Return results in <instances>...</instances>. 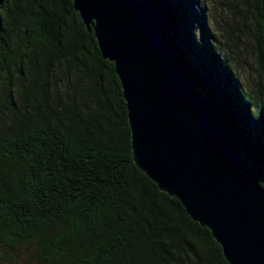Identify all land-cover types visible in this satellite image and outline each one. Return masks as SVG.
<instances>
[{"label":"trees","instance_id":"16d2710c","mask_svg":"<svg viewBox=\"0 0 264 264\" xmlns=\"http://www.w3.org/2000/svg\"><path fill=\"white\" fill-rule=\"evenodd\" d=\"M148 1L170 25L178 66L262 182L264 0L251 2L254 91L217 49L201 0ZM233 11L247 24L243 7ZM0 241L35 243L40 264H229L211 231L135 165L114 64L72 0L0 6Z\"/></svg>","mask_w":264,"mask_h":264},{"label":"water","instance_id":"95a60500","mask_svg":"<svg viewBox=\"0 0 264 264\" xmlns=\"http://www.w3.org/2000/svg\"><path fill=\"white\" fill-rule=\"evenodd\" d=\"M72 1L114 64L135 165L211 231L229 264H264V179L178 66L164 16L148 0Z\"/></svg>","mask_w":264,"mask_h":264},{"label":"rangeland","instance_id":"374dc122","mask_svg":"<svg viewBox=\"0 0 264 264\" xmlns=\"http://www.w3.org/2000/svg\"><path fill=\"white\" fill-rule=\"evenodd\" d=\"M201 1L206 8L208 26L215 35L214 42L217 49L230 57L248 91H254L261 80V72L256 52L252 0L250 4H247L249 0H246L244 6L241 0ZM236 5H240L247 11V24L239 14L233 11ZM261 83L264 88V80ZM5 253L7 258L4 257ZM40 257L35 243L10 249L0 241V264H40Z\"/></svg>","mask_w":264,"mask_h":264}]
</instances>
